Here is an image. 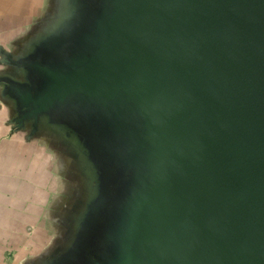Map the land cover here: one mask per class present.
Masks as SVG:
<instances>
[{"label": "water", "instance_id": "95a60500", "mask_svg": "<svg viewBox=\"0 0 264 264\" xmlns=\"http://www.w3.org/2000/svg\"><path fill=\"white\" fill-rule=\"evenodd\" d=\"M0 101L65 182L17 264H264V0H47Z\"/></svg>", "mask_w": 264, "mask_h": 264}, {"label": "crops", "instance_id": "0c3cea01", "mask_svg": "<svg viewBox=\"0 0 264 264\" xmlns=\"http://www.w3.org/2000/svg\"><path fill=\"white\" fill-rule=\"evenodd\" d=\"M47 0H0V42L22 34ZM0 101V264H17L53 240V203L65 182L58 162L39 140H26L8 124Z\"/></svg>", "mask_w": 264, "mask_h": 264}]
</instances>
